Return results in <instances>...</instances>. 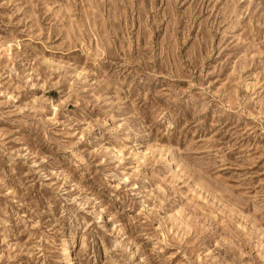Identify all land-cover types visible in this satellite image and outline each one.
I'll use <instances>...</instances> for the list:
<instances>
[{"label": "rangeland", "instance_id": "374dc122", "mask_svg": "<svg viewBox=\"0 0 264 264\" xmlns=\"http://www.w3.org/2000/svg\"><path fill=\"white\" fill-rule=\"evenodd\" d=\"M0 264H264V0H0Z\"/></svg>", "mask_w": 264, "mask_h": 264}, {"label": "bare ground", "instance_id": "6f19581e", "mask_svg": "<svg viewBox=\"0 0 264 264\" xmlns=\"http://www.w3.org/2000/svg\"><path fill=\"white\" fill-rule=\"evenodd\" d=\"M65 246H66V250H65V253H64V255H65V259H66V261H72L73 260V256H72V250H71V248L69 247L70 245H69V242L67 241V243L65 244ZM71 263V262H70Z\"/></svg>", "mask_w": 264, "mask_h": 264}]
</instances>
